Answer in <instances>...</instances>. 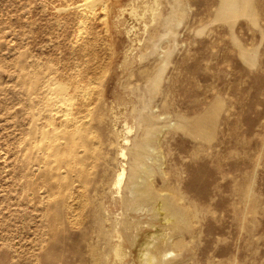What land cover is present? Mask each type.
I'll return each mask as SVG.
<instances>
[{"label":"rangeland","instance_id":"1","mask_svg":"<svg viewBox=\"0 0 264 264\" xmlns=\"http://www.w3.org/2000/svg\"><path fill=\"white\" fill-rule=\"evenodd\" d=\"M92 1L0 0V264H264V0Z\"/></svg>","mask_w":264,"mask_h":264},{"label":"bare ground","instance_id":"2","mask_svg":"<svg viewBox=\"0 0 264 264\" xmlns=\"http://www.w3.org/2000/svg\"><path fill=\"white\" fill-rule=\"evenodd\" d=\"M89 1V0H88ZM96 1H98V0H96ZM96 1H92V2H95L94 3V7L96 6ZM162 1L163 0H144L143 1V4H142V11H143V15L144 14H149L151 17H152V21L155 19V17L157 16V14H158V11L160 10V8H161V4H163L162 3ZM99 2H101V1H99ZM90 5H91V0H90ZM104 4H105V0H104ZM88 5V4H87ZM93 6V5H92ZM92 6H91V8H92ZM105 6H106V4H105ZM105 6H103V7H105ZM133 6V5H132ZM173 6V5H172ZM224 6L226 7V9L227 10H231V11H236L237 10V6H238V3L236 2V0H225V4H224ZM93 7V8H94ZM141 7V6H140ZM90 8V9H91ZM92 8V10H94ZM107 8V7H106ZM134 10H135V12H136V14H142V11L140 10H137V6H133L132 7ZM221 8V7H220ZM172 9H173V7H172ZM175 9V8H174ZM222 9V8H221ZM171 11V10H170ZM171 17V16H170ZM169 17V18H170ZM168 23V22H167ZM64 97V96H63ZM62 101H66L65 99H63L62 98ZM136 171V170H135ZM124 172H125V170H124V168L119 172V174H118V180H117V183L118 184H120L121 182H122V179H123V176H124ZM139 172V171H138ZM135 175V174H134ZM138 175V174H137ZM136 176V175H135ZM145 190H146V188H144ZM144 193H146V192H144ZM148 195V194H147ZM144 196V195H143ZM120 235V234H119ZM113 246V245H112ZM146 246H148V244L146 245ZM113 250V249H112ZM112 252V251H111ZM115 252V254H116V256L117 257H120V258H123L124 257V253H123V247H122V243H116V245L114 246V250H113V253ZM113 253H111V254H113ZM148 252H144V251H141V253H140V256L142 257L143 255H145V254H147ZM155 253V252H154ZM114 254V255H115ZM151 255V254H150ZM119 259V258H118ZM156 258H155V256H153V255H151V257L147 260V262L148 263H150L151 264V262L152 261H154ZM159 259V258H158Z\"/></svg>","mask_w":264,"mask_h":264}]
</instances>
